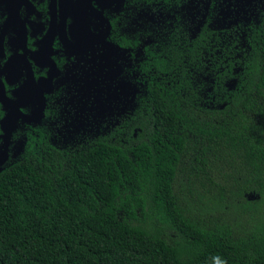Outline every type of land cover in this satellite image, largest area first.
<instances>
[{
	"label": "trees",
	"instance_id": "1",
	"mask_svg": "<svg viewBox=\"0 0 264 264\" xmlns=\"http://www.w3.org/2000/svg\"><path fill=\"white\" fill-rule=\"evenodd\" d=\"M117 44L0 169V264H264V0L138 2Z\"/></svg>",
	"mask_w": 264,
	"mask_h": 264
},
{
	"label": "flooded vegetation",
	"instance_id": "2",
	"mask_svg": "<svg viewBox=\"0 0 264 264\" xmlns=\"http://www.w3.org/2000/svg\"><path fill=\"white\" fill-rule=\"evenodd\" d=\"M154 1L165 0H0V169L22 155L25 131L68 74L115 54L124 19Z\"/></svg>",
	"mask_w": 264,
	"mask_h": 264
},
{
	"label": "clouds",
	"instance_id": "3",
	"mask_svg": "<svg viewBox=\"0 0 264 264\" xmlns=\"http://www.w3.org/2000/svg\"><path fill=\"white\" fill-rule=\"evenodd\" d=\"M211 264H227V260L217 254L211 257Z\"/></svg>",
	"mask_w": 264,
	"mask_h": 264
},
{
	"label": "water",
	"instance_id": "4",
	"mask_svg": "<svg viewBox=\"0 0 264 264\" xmlns=\"http://www.w3.org/2000/svg\"><path fill=\"white\" fill-rule=\"evenodd\" d=\"M43 108H44V103L42 102L40 110H39L35 120H38L40 118V116L42 115V112H43Z\"/></svg>",
	"mask_w": 264,
	"mask_h": 264
}]
</instances>
